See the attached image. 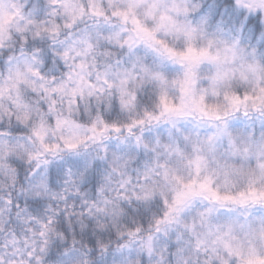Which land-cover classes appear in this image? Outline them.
<instances>
[{"label": "clouds", "instance_id": "9594fccd", "mask_svg": "<svg viewBox=\"0 0 264 264\" xmlns=\"http://www.w3.org/2000/svg\"><path fill=\"white\" fill-rule=\"evenodd\" d=\"M0 264H264V0H0Z\"/></svg>", "mask_w": 264, "mask_h": 264}, {"label": "snow or ice", "instance_id": "6c2138e0", "mask_svg": "<svg viewBox=\"0 0 264 264\" xmlns=\"http://www.w3.org/2000/svg\"><path fill=\"white\" fill-rule=\"evenodd\" d=\"M193 53H194V50L193 49H189L188 52L181 53L180 55H182L184 57H190V56H193ZM173 54H175V53H173ZM204 54H206V53H200V55H204Z\"/></svg>", "mask_w": 264, "mask_h": 264}]
</instances>
